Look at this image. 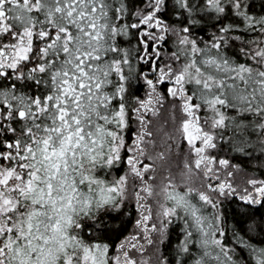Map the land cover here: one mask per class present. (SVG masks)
<instances>
[{
  "label": "snow or ice",
  "instance_id": "1",
  "mask_svg": "<svg viewBox=\"0 0 264 264\" xmlns=\"http://www.w3.org/2000/svg\"><path fill=\"white\" fill-rule=\"evenodd\" d=\"M264 0H0V264H264Z\"/></svg>",
  "mask_w": 264,
  "mask_h": 264
},
{
  "label": "trees",
  "instance_id": "2",
  "mask_svg": "<svg viewBox=\"0 0 264 264\" xmlns=\"http://www.w3.org/2000/svg\"><path fill=\"white\" fill-rule=\"evenodd\" d=\"M262 211H264V210H262Z\"/></svg>",
  "mask_w": 264,
  "mask_h": 264
}]
</instances>
